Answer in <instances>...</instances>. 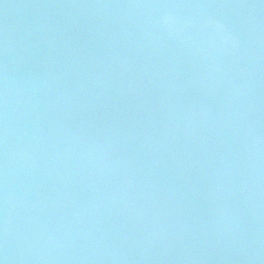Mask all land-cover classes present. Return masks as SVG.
<instances>
[{
    "label": "trees",
    "instance_id": "1",
    "mask_svg": "<svg viewBox=\"0 0 264 264\" xmlns=\"http://www.w3.org/2000/svg\"><path fill=\"white\" fill-rule=\"evenodd\" d=\"M263 11L261 0H0V264H40L54 253L64 264H264V147L255 169L237 114L264 86L252 78L263 74L264 62L251 51L264 53ZM219 24L237 53L225 50ZM94 44L113 61L85 51ZM206 50L214 58L208 64ZM200 70L211 77L208 85ZM239 70L248 75L240 89L233 83ZM101 83L110 84L100 92ZM137 83L148 93L161 94V84L212 104L201 153L214 173L182 166L159 144H138L135 154L130 146L140 166L123 170L115 162L113 177L127 192L145 193L126 203L136 231H144L127 243L106 205L117 189L97 187L83 143L121 144L127 140L112 132L129 123L137 141L142 133L167 136L171 150L194 151L198 141L186 140V120L175 112H151L144 102L127 114L119 98ZM135 169L162 196H177L186 218L155 212L151 189L140 187L146 185L133 177ZM76 193L95 196L99 208L80 213ZM161 219L182 238L180 249L145 234Z\"/></svg>",
    "mask_w": 264,
    "mask_h": 264
},
{
    "label": "rangeland",
    "instance_id": "2",
    "mask_svg": "<svg viewBox=\"0 0 264 264\" xmlns=\"http://www.w3.org/2000/svg\"><path fill=\"white\" fill-rule=\"evenodd\" d=\"M261 3L264 6V0H261ZM261 14L264 19V11ZM219 25H216V28H218L219 30H224V28L221 25L220 26ZM221 34L223 36L222 43L224 45L225 50L230 51V54L237 53L238 51L237 44L233 45L231 43L232 47L231 45L228 46L226 44V42H228V37H229L228 34L226 33V29ZM95 47L97 48L96 50H95ZM102 50L103 49L100 47V45L98 46L96 44L91 45V47L89 46L87 47V49H85V51H88V53L92 54L94 58L95 57L99 58L100 56V58L102 60H105L106 63L112 62L114 59L113 53L108 54V53L103 52ZM211 50L203 51V53L206 54V56H208L207 58L203 59L204 63L208 64V61H211L212 59H214L209 54L211 53L210 52ZM251 51H252V54L261 56L260 57L262 59L261 61L264 62V53L262 51H260L257 48ZM94 60L96 59H93V61ZM93 61H92V64H95L93 63ZM101 70L105 71V69H101ZM261 70L263 74H261L260 72V73H257V75L252 76L256 84L257 83L262 84V82H259V81L264 79V66L262 67ZM200 71H203V74L202 73H201L202 75L200 74V78L204 77L203 81H205L206 85H208L207 83H210L212 80L211 77L208 75L207 76L205 75L206 74L205 70H200ZM217 73L222 74L220 69L219 71H217ZM235 77L236 78L232 77L233 83L235 84L234 86L237 87L238 89H240L242 86L244 88L245 80L248 78L247 72L244 73V70L243 71L239 70L238 72L235 73ZM110 81H112V79H110ZM110 83H106V84H110ZM106 84L104 85L103 83H101L100 89L97 88L98 89L97 91L100 90L101 92L102 90H106V89H103V88H106ZM158 89L160 91L162 90L161 94H157L156 92H152V91L151 92L149 91L148 93L147 92L148 89L147 88L145 89L142 85H139L138 83L135 86L131 85L129 89L130 92H127V96L125 94L123 95V98H119V104L124 103V101H127V103L122 104V107L125 109V112L127 114L130 113L128 109L131 110V108H132L131 112L135 113L136 111L137 113L138 109L141 108L138 106L144 105V102H145V103H150L149 110L151 112L152 111L155 112V110L157 111L163 110L167 113L175 112L176 116H179V117L182 116L180 118L184 117L186 121L185 122L183 121L182 126H184L185 129H188L190 132L187 134L188 138H186V140L190 139L191 137L198 138V141L196 144V147H197L196 150L191 151V150H188L187 148L186 149L178 148L176 150H171L169 149L168 144L173 145V142L167 136H164L160 139V138H155V137H152L151 135L142 133L141 139L137 141V132L135 133L133 132V131H136L137 128L135 127L134 124L131 125L130 123L129 125H127L128 128L126 126L125 128H120L118 126V128L114 129L115 132L114 131L112 132V133H116V134H113V135H116V137L120 133V135H118V137H120V141H123L122 139L127 140L125 142H121V144L116 143V142L114 143L113 141L105 143L104 140H100L101 145L97 147L93 145L92 143L90 144L83 143V150L88 152V155L91 157V161L88 160V162H86V165L91 167V169L89 168L90 172L94 171L92 177L95 178L98 184V186L97 185L96 186L99 187V185L101 186L103 183V185L104 184L108 185L109 189L110 187L115 188L114 191L117 189L116 195L112 193V190L109 191V194L111 195V197L107 198L106 202L108 204L106 205L108 209H110V211L114 212L116 224L118 227V232L120 234L121 233L124 234V238H125V241L127 239V243H129L130 240H132L133 242L136 241L137 234H139V236L142 237V233L144 231V230H141V232L139 230L136 231L138 223L135 224V222L131 220V215L128 213L132 212V208L128 210L126 203H128L129 200L133 199V197H135L136 199L144 198L145 193L143 194V192L139 190L137 193L135 192L129 193L127 192V190H125V187H124L125 182L123 181V183L119 182L118 184H116V181L113 177L114 172L116 171L117 168H119L117 167L115 162H119L117 164L121 166V168L123 167V170L127 169L131 171L132 168H135V165H137L138 167L140 166L139 165L140 162L131 157V154L128 150L130 146H132L131 151H133V154H135V151L137 147H139V145H140L139 149L141 150L142 149L147 150L148 148L150 150L152 149V147L150 146V143L153 144L154 146L159 144L162 153H165L166 156L167 154H169V156L172 158L171 160L178 162V163H182L183 164L182 166H195L200 169V172L202 173V176L204 177H206L207 174L214 173L213 166L209 158L201 153L202 144H203L202 138H204L205 135L209 132V129H210L209 123L212 122L214 119L213 118L214 112H213L212 104L208 100H202L200 98L190 99L188 96H185L184 94H179L182 90L176 91V87L170 88L168 86H162L161 84H159ZM255 93H257L259 97H256L254 99H251V98L244 99V106L239 107V109L237 110V114L239 118L241 119V121L244 123L242 124L243 131L244 133L246 132V135L248 137V140L246 142L247 147H248L247 149L249 151V154L250 155L252 154L251 162L254 164L253 166L256 169L258 168L256 166L257 163L259 164V161H262V156L261 155L257 156L256 153L257 154L260 153L262 147H264V86H261L260 89H257ZM99 102L102 103V100H99ZM127 133L131 137V139H129V136L127 137L126 135ZM92 140L93 139L90 138V142ZM95 148H98V149H95ZM133 173L135 175L133 176L135 177V179H137L138 177V179H141L140 183H143V185H146V186H140L141 188L149 187L151 189L149 190L151 192H147L150 194L148 200H150L149 202H151L152 206H155V212L159 211V213L161 214L163 213L165 216L168 213H171L172 220H177V218H180V219L186 218L188 214L185 211V209L183 208L177 209V208H181V206L177 203L179 202L177 196H174V195L173 196L171 195L162 196L165 193H160V191L155 190L156 185H157L156 183H152L147 178H144L145 180H142L141 178L142 175L140 177V173L142 172H136V169ZM132 175L133 174H131V180H133ZM111 180H114L115 183H112ZM139 196H141V198H138ZM74 197H75L74 199L75 203L78 204L76 208L80 213L81 211L82 212L86 211L90 215L92 212L91 208H99V205H95L94 203V200L97 199L95 196H93V198L92 197L87 198L85 196V193L84 194L76 193ZM82 198H83L82 203L84 207L79 205V203L82 201ZM110 201L113 203L112 206H110ZM164 201L170 202L171 205L169 206V208L161 207V203H164ZM147 207L150 209V206L147 205ZM170 210L171 212H169ZM63 211H65V208L61 206L56 209V212L62 213ZM150 212L153 213L152 211ZM163 220L161 219L158 222H155L154 220L155 225L153 226L151 224L152 226L146 229L145 234L149 232V234L153 235V237L156 238L155 244H159L163 242V240L167 239V242L171 246L175 247V249L176 248L180 249L181 246L184 244L183 242H181L182 238H180V236L178 238L175 235V233L171 234L170 230L172 228V225L167 221L164 222ZM138 222L140 223L141 220L139 219ZM144 240L145 239H143V241ZM144 242L146 243L147 246H149L150 244L149 237ZM164 251L167 254L169 253L167 250H164ZM59 257L60 256H57V253H54L51 255V257H48V259H46L43 263H40V264H64L61 262L62 260L61 261L59 260ZM61 258L62 257H60V259ZM177 260L179 261V259ZM65 264H68V263H65Z\"/></svg>",
    "mask_w": 264,
    "mask_h": 264
}]
</instances>
